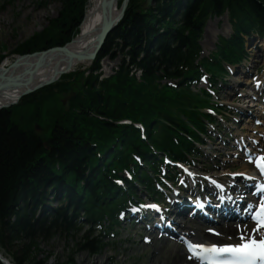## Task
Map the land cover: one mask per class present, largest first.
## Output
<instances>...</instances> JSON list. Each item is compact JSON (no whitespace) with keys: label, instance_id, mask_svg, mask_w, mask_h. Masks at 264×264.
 Listing matches in <instances>:
<instances>
[{"label":"trees","instance_id":"obj_1","mask_svg":"<svg viewBox=\"0 0 264 264\" xmlns=\"http://www.w3.org/2000/svg\"><path fill=\"white\" fill-rule=\"evenodd\" d=\"M62 2L59 15L16 53L61 46L78 33L87 0ZM226 10L234 32L228 39L220 37L212 61L204 58L201 62L213 77L220 76L225 73L223 62L235 63L243 57L242 34L264 31V0H185V4L183 0H154L146 10L142 0H130L89 70L63 74L57 82L0 110L3 256L14 264H47L36 257L39 238L76 233L79 224L93 227L104 216L115 224L116 206L126 194L113 180L123 169L133 171L135 180L153 193L149 170L157 172L154 151L184 158L192 141H199V133H205V120L210 116L201 108L211 106V100L204 90L193 91L189 80L200 73L196 60L205 20ZM110 48L115 52L109 57L117 52L123 57L112 75L100 78L94 71ZM134 68L141 70L139 79ZM76 77V94L65 110L58 97L71 88ZM164 78L177 80L176 87L162 83ZM19 106L33 108L31 123H39L40 111L45 110L41 132L31 123L22 128L13 121L14 108ZM124 119L131 123H122ZM135 122L146 127V140ZM134 154L146 161L148 170L141 168ZM133 189L130 183L129 193ZM52 195L58 196L57 204L49 208ZM82 237L76 249L97 254L104 246L101 238L89 232ZM57 264L76 263L69 258Z\"/></svg>","mask_w":264,"mask_h":264},{"label":"rangeland","instance_id":"obj_2","mask_svg":"<svg viewBox=\"0 0 264 264\" xmlns=\"http://www.w3.org/2000/svg\"><path fill=\"white\" fill-rule=\"evenodd\" d=\"M153 2L154 0L151 1L149 7ZM88 3L89 0H87L86 3V10ZM183 3L185 4V0H183ZM145 4L146 0H142V6ZM62 7V0H0V64L5 62L11 63L15 55L19 54L16 53V50L20 45L47 28L50 21L59 15ZM231 31V26L225 15L210 19L204 27L202 39L200 41L204 53L214 49L218 35L229 36ZM257 45L258 47H253L254 44H248L247 50L250 52L249 62L251 60L256 61V68L260 70L263 64L261 62L264 51H262L263 47L260 48L259 44ZM113 51L115 52L114 49L110 48L109 54L103 56L102 60L99 62V68L94 71V73H97V71L101 73L100 78L111 75L112 71L119 66L122 60L123 54L118 52L113 58L109 57L110 53ZM257 53H260L258 57L256 56ZM244 66L245 65L238 67L235 73L226 78L225 84L222 85V89L218 92L221 103L231 107L230 112H227L229 114L228 118L225 117L227 118L224 119L226 121H222L223 125L214 128L215 133L219 134L226 142L227 139L231 137V134L235 136L239 133H237L238 129L244 130L246 127L251 129V127H249V122L241 121L242 118L244 119V116L237 111L239 108L246 110V105L252 103V100H250L249 97L246 98L245 95L246 92L250 91L251 83L248 81L245 85L236 86L237 82L246 83L245 80H249L239 72L245 70L246 67L244 68ZM87 68L89 67H86V65L78 66L73 72H76V70H88ZM87 73L89 74V72H86L84 76H86ZM78 80L79 78L76 77V81L73 82V80L71 82V88H67V90L71 89L74 91L71 98L76 94L75 84ZM66 91L60 93L58 97V101H60L62 106H64L63 98L65 96L63 93ZM239 92H242L243 96H239L237 94ZM20 100L16 104H18ZM44 116L45 110L42 109L38 120L40 123H38L39 125H45L46 122L43 120ZM33 118V108L31 106H19L14 108L13 121L17 122L22 128H27V124L31 123L29 119L32 121ZM238 119H240V121L236 122ZM33 123H31V126L36 127L37 122ZM36 130L37 132H41L39 128H36ZM213 138L212 135V140L206 139L205 145L201 146L203 155L195 160L196 171L202 173V170L207 169L206 171L210 174L220 175L225 173L223 175L227 176L226 174L231 171L243 169V166H245L244 163L240 161H227L229 158L226 153L233 152V147L227 148L228 144L221 143L220 140H215V138ZM137 193L141 198L145 197L143 188L138 187ZM50 200L52 201L50 207H55L57 204L55 196L52 195ZM39 206L42 205L40 204ZM40 214L41 211L39 213L37 212L38 216H40ZM84 229L85 227L76 233L71 232L68 235L59 234L58 232L51 235L48 239L39 238L37 240L39 250L38 252L36 251V257L38 259H45L47 264L66 262L69 258H73L76 264H170L178 251L181 250L180 246L176 244L172 245L171 243H166L159 239H154L151 243L145 244L143 242V234L149 235L148 232L144 229H140L137 225L123 221L117 239L114 240L115 242H110L97 254H91L87 250L75 248V244L83 238ZM11 247L10 249L13 250L19 248V246ZM6 258L10 260V258Z\"/></svg>","mask_w":264,"mask_h":264},{"label":"bare ground","instance_id":"obj_3","mask_svg":"<svg viewBox=\"0 0 264 264\" xmlns=\"http://www.w3.org/2000/svg\"><path fill=\"white\" fill-rule=\"evenodd\" d=\"M119 1L120 0H116L115 6L113 7V13L117 15L120 12L118 6ZM100 2L101 0H89L85 17L79 27V33L77 34V36L74 37L73 41L68 45V48L72 52H90L92 50L93 45L100 34V24H101ZM259 54L260 53H257L256 56L258 57ZM47 58L48 59H46V61H44L42 64L39 65L35 75L31 77L24 75L20 76L18 73L20 72V70H23L26 67H30L36 59L35 56L23 59L24 63H27L25 65H20L18 67H9L7 70L8 71L7 75L12 77H10L7 83L0 85V105L14 101L18 96V94L25 88H31L37 82L44 79H49L51 76H53L55 70H58L60 72L64 71L66 73L75 70L78 66H83V65L89 66L88 61L78 62L72 60L71 62L69 59H67V57L63 52H54L53 54H50ZM9 63L8 62L3 63L2 67L6 68L7 65H9ZM70 63L71 65H69ZM260 133L263 132L260 131L258 135L264 137V133L263 134ZM233 226L234 225L230 227L231 230L230 232L232 236L226 234V232L222 228L219 229L220 232L219 235L217 236L208 234L207 232L201 230L200 228L190 229L187 228L186 226H181V228L182 230H188L185 232L188 233L189 237L192 240L195 241L206 240L214 244V243H223V242L226 243L233 241L234 239ZM170 264H191V262L189 260L186 261L183 257V253L181 252V250H179L177 255L173 258V261Z\"/></svg>","mask_w":264,"mask_h":264},{"label":"water","instance_id":"obj_4","mask_svg":"<svg viewBox=\"0 0 264 264\" xmlns=\"http://www.w3.org/2000/svg\"><path fill=\"white\" fill-rule=\"evenodd\" d=\"M151 1L152 0H147L145 7H148ZM115 2L116 0H101L100 2L101 3L100 5V18H101L100 34L98 38L96 39V42L94 43L93 48L90 52H72L68 48V45L73 41L72 39L69 43H66L63 46L51 47L49 49L34 52L31 54L16 55L12 63H10L6 68H3L2 66H0V85L7 83L10 77H12V76L7 75L8 74L7 70L9 67H18L20 65H25L27 63H24L23 59L33 57V56L36 57L34 63L30 67H26L25 69L20 70V72L18 73L20 76L21 75L30 76V77L34 76L36 71L38 70L39 65L42 64L44 61H46V59H48L47 57L50 54H53L54 52H63L65 56L67 57V59H69L71 62L72 60H75L78 62L88 61L91 64L96 58L97 54L101 51L110 32L116 27L119 20L123 17L128 0H122L121 6L119 8L120 12L118 13V15L113 13V7L115 6ZM69 65H71V63ZM63 73L65 72L64 71L60 72L58 70H55L53 76H51L49 79L41 80L37 82L31 88H25L18 94V96L16 97L14 101L9 102L7 104L0 105V109L8 107L16 103L19 98H21L24 95H27L30 92H33L43 86H46L48 84L55 82L60 77V75ZM71 96H72V90H69L65 94V97L63 99V103L65 104L66 109L69 108V99L71 98ZM47 144H49L48 141H47ZM0 260L4 262L5 264H11L1 254H0Z\"/></svg>","mask_w":264,"mask_h":264},{"label":"snow or ice","instance_id":"obj_5","mask_svg":"<svg viewBox=\"0 0 264 264\" xmlns=\"http://www.w3.org/2000/svg\"><path fill=\"white\" fill-rule=\"evenodd\" d=\"M261 159H264L262 157ZM260 171L264 173V167L259 166ZM147 207L156 208V205H148ZM253 220L257 221L258 227L264 225V197L261 198L260 210L252 216ZM239 227V226H238ZM209 232L215 233L213 229H208ZM255 232L256 229H253ZM231 239V238H229ZM244 236L241 235L240 240L244 241ZM192 247L202 249L203 251H211L215 253H231L233 259L228 264H264V238L259 240L249 238L246 242L237 244L225 243L220 247L215 244L211 248L206 247L203 244H195Z\"/></svg>","mask_w":264,"mask_h":264}]
</instances>
